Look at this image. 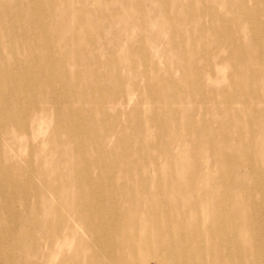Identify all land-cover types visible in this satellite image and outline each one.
Segmentation results:
<instances>
[{
  "label": "bare ground",
  "instance_id": "obj_1",
  "mask_svg": "<svg viewBox=\"0 0 264 264\" xmlns=\"http://www.w3.org/2000/svg\"><path fill=\"white\" fill-rule=\"evenodd\" d=\"M78 1L83 4L85 0ZM38 2L0 0V15L4 12L0 56L5 52L10 55L9 63L4 68L0 65V103L8 100L12 106L10 112L0 106V215L5 216L6 211L21 221L17 234L4 235L0 228V264H264V192L260 191L258 198L254 193L256 184L264 182V145L259 136L264 126V40L260 39H264V6L260 4L264 0H254L257 8L253 10L241 0H219L231 8L228 17L214 9L201 10L211 16L207 36L211 53L203 59L186 57V52H197L200 47L194 40L184 42L181 36L188 30L192 36L200 35L202 25L193 20L189 28L183 22L172 28L168 42L178 47L180 58L174 65L184 73L166 79L147 76L143 84L130 78L133 91L138 90L137 101L148 102L151 112L138 122L127 114L118 130L107 123L99 127V119L112 113L113 106L121 109L132 95L125 98L123 88L118 93L117 86H109V78L104 85L100 83L102 60L94 47L87 51H92L89 60L80 59L79 53L85 50L81 43L71 49L67 41L59 44L60 56L71 50L69 61L73 55L74 63L85 69L71 71L63 65L58 73L61 59H54L48 51L61 34L66 17L63 0H44L53 5L54 10L49 11ZM113 8L95 7L97 13L104 11L106 15ZM158 12L164 22L176 23L166 7ZM77 16L82 22L83 17ZM37 18H45V23L34 26ZM136 22L142 28L146 25L143 17ZM230 23L234 30L226 28ZM116 24L120 22L115 18L109 22L111 34L119 30ZM98 32L103 36L101 27ZM128 38L125 49L130 56L146 49L143 43L136 47L134 35L128 34ZM104 40L111 43L114 38L110 35ZM219 47L225 53H220ZM24 50L43 55L28 68ZM135 64L133 56L130 65ZM207 66L205 77L210 86L206 88L201 85L204 77L200 72ZM255 77L260 84H251L249 78ZM89 81L96 83L90 86ZM171 83L178 87L174 89ZM57 85L60 91H56ZM184 95L190 105L184 103ZM71 98L76 99V106L68 104ZM97 99L99 115L94 118V107L82 103ZM47 102L61 106L56 115L58 125L47 132V147L27 138L20 140L27 134L23 127L29 114L48 107ZM73 112L85 119L80 126L68 117ZM131 122L135 136L127 130ZM84 123L97 128L94 136L86 135ZM146 130L150 134L144 136ZM254 133L257 137H252ZM134 141H138L136 146L129 144ZM31 150L39 155L32 163ZM59 150L60 155L53 160L49 151ZM16 152L22 153L21 160ZM253 164H257V176L250 170ZM146 168L153 172L146 173ZM203 177L212 180L206 183ZM31 193L39 199L29 207ZM12 196L20 206L17 210L8 205ZM45 200L73 201L74 221L66 212L58 216L48 212L33 223L30 216L39 214L45 205L52 206ZM139 200L153 205L154 211L142 207ZM200 209H206L209 218L203 219ZM1 216L0 226L4 223ZM136 227L146 229L142 232ZM150 228H155L154 235ZM75 229H84L89 240ZM37 233L43 237L41 249ZM68 236L76 245L66 254ZM5 242L20 252L24 250L20 246L28 247L38 260L8 251Z\"/></svg>",
  "mask_w": 264,
  "mask_h": 264
},
{
  "label": "rangeland",
  "instance_id": "obj_2",
  "mask_svg": "<svg viewBox=\"0 0 264 264\" xmlns=\"http://www.w3.org/2000/svg\"><path fill=\"white\" fill-rule=\"evenodd\" d=\"M42 6V8L45 11L54 10L52 8L53 5L48 4L47 2L43 3L44 0H39ZM246 3V5H249L254 8H247L248 10H253L257 8V5L253 4L254 0H241ZM78 2V3H77ZM136 3V4H135ZM63 8H65L66 17H63V26L60 30V35L58 39L56 40L55 47L50 49L48 53L50 52L51 56L58 60L61 59V64H59L57 68V72L60 73L62 66L66 65L71 71H77V70H84L85 67L82 65H78L74 63L73 55L71 56V62L69 61V55L71 53V50L66 51L60 56V50L61 47L59 44L64 43L67 41L70 49L73 46H78V43L84 44L85 50L83 49L81 53H79V58L82 59L83 57L87 60H89L92 57V51L87 53L89 48L94 47L96 50V54L101 58L103 66L99 68L98 73V80L102 85H104V80L106 78H109L112 81V84L109 85L117 86L119 93L121 89L123 88V95L126 94L125 98L129 97V95H132L130 98V101L123 104L121 106V109H119V106H113L111 109L113 112L109 113L108 115L101 116L99 119V127L100 124H110L114 129L118 130L121 126H124L126 115L128 114V118L134 120L135 122H138L142 117L145 118L146 114L151 112L148 102H138L137 101V94L138 90L136 89L133 91V88L131 86L130 78L134 77L139 84L144 83V79L147 76H157L161 79L166 78H178L179 75L183 74V70H179L175 65L174 62H177L180 60L178 57L177 52H179L178 47H172L171 44L168 42V35L170 33V30L172 28H175V26H178V23H184L189 28L192 24V21H197L198 24L200 23L202 25L203 30L201 31L200 35L192 36L191 32L183 31L181 32V36L183 38L184 42H188L191 44V41L194 40L199 44L200 50L194 53L186 52V57L188 59L192 58H198L203 59L206 53H211V44L207 39V36L209 34V26L211 22V16L207 13L203 14L200 13L201 10L204 9H214L218 11L220 14L228 17L232 13L231 8L227 7L222 2H219V0H85L84 3H80L78 0H63ZM130 4L132 5V8H130ZM261 5L264 6V3L261 2ZM111 6L113 5L114 8L111 10L109 15H106L104 11L97 13L95 7L97 6ZM154 6V7H153ZM166 7L173 15L174 19L176 20L175 24H171L168 20L163 21V19L160 17V13L158 10L162 7ZM260 7V6H259ZM141 8L145 11L143 13L141 11ZM113 11V12H112ZM190 11H197L198 14L195 16H191L189 14ZM77 14L81 15L83 17L82 22L78 21L76 17ZM1 17H4V12H1ZM52 19H56L55 16H50ZM106 17L109 18V21H106ZM140 17H143L145 19V27H141L137 24L136 20ZM117 19L120 22L119 24H116V27L119 29L116 33L111 34V28L109 27V22L113 19ZM45 18H37L34 19V26H38L40 24L45 23ZM38 23V24H37ZM173 25L172 27H170ZM98 27H101L102 29V35H99ZM185 27V26H184ZM227 29L234 30L235 28L232 26V24H228ZM218 30H221V26L217 27ZM85 30L87 34L82 32ZM6 32V31H4ZM128 34H132L135 36L134 44L136 47L139 43H143L146 46V49L142 52L136 51L132 56L127 53L125 49L126 41L129 39ZM110 35L114 38V40L110 43V41L107 40V42L104 40V38H109ZM178 32L175 33V37H177ZM96 37H99L100 40L95 39ZM42 38V37H41ZM95 39V40H94ZM261 40H264L260 38ZM110 45H112V49L110 50ZM164 48L162 52L160 50ZM220 53H225L224 50H222L220 47L217 48ZM25 57H29V63L28 68L30 64L34 63L43 53L41 51H28L24 50L23 52ZM134 56L136 64L134 67L130 65V59ZM43 60V59H41ZM10 61V55L9 53L5 52L1 54L0 56V65L2 68L6 66ZM142 61L141 63H139ZM122 63H126V65H122ZM208 68L210 66L206 67V70H202L200 73L204 77V84H201L203 87H209L210 83L205 77V72L208 71ZM213 70H217L214 67ZM40 75V74H39ZM7 74H3L2 77H6ZM32 74L29 70V80H31ZM75 79V78H74ZM113 80L115 83H113ZM258 79L255 78H249V81H251L252 85L260 84V81H257ZM222 82H225L226 80L221 79ZM167 83L166 81H164ZM96 83V82H94ZM92 82H88L90 86H93ZM264 83V80H263ZM172 87L175 89V87H178L177 85L171 83ZM156 86V85H154ZM153 86V87H154ZM152 89L148 90V92H152ZM170 87L169 90L172 91L173 88ZM56 91H60L62 88L60 85L56 86ZM176 89H180L176 88ZM133 91V92H132ZM264 95V93H263ZM184 103L190 105V100L186 95L183 96ZM53 99V98H52ZM98 99L93 102H87L84 101L82 104L84 106H90V104L94 107L93 115L91 117H98ZM48 103V107L44 109H38L35 110L33 113L29 114L28 121L26 122V127H23V130H26L27 134L22 135L20 140L27 138L29 141L31 140L34 144L37 146H43L44 148L47 147V143L45 138L47 136V132L49 129L52 128L53 125L57 126L58 123H56V115L58 112H60V105H52L50 102ZM76 99L71 98L68 102L71 106H76ZM0 106H3L2 110L9 111L12 106L9 104L8 100H5L4 102L0 103ZM197 106L200 107V109L203 107L201 103H197ZM235 107H237V104H234ZM115 108V109H114ZM238 108V107H237ZM10 112V111H9ZM114 115H116L114 117ZM72 120L77 121V123L80 126V122L83 123L85 119L81 117L77 112H73L68 115ZM264 118V113L262 115ZM90 118V117H88ZM87 119V118H86ZM6 120V117L3 119V121ZM89 121L95 126L94 121L90 118ZM98 122V121H97ZM85 129L87 134L94 136L96 133L97 128L94 130L89 124H85ZM96 127V126H95ZM257 128V127H255ZM83 129V131L85 130ZM140 129V128H138ZM130 134L134 135V126L132 122L130 123V126L127 129ZM82 131V132H83ZM81 132V134H82ZM143 129H141L140 134L142 135ZM150 132L148 130L145 131L143 134L144 136L149 135ZM258 133H254L252 137H257ZM135 136V135H134ZM262 140V144L264 145V126H263V133L259 135ZM128 139V136L125 138V140ZM111 141V140H110ZM138 141L129 142L130 145H135ZM233 143V141H232ZM29 157L31 160V163L34 161L35 158H37L38 152L35 150H31L28 152ZM49 156H52V159L54 160L55 157H58L60 155V150L57 151H49ZM18 155V158L21 160L22 153L16 152ZM204 164H208V162H204ZM47 165V164H46ZM107 167V166H106ZM103 166L100 167L102 169ZM110 170H113V166H108ZM98 169V168H96ZM250 170L253 172L254 175H258L257 172V164H253ZM136 171V169H134ZM146 173L153 172L151 169L148 168L145 169ZM31 177V174L29 175ZM37 178V176H35ZM203 179L208 183L212 179L210 177H203ZM31 180V178H30ZM32 182L37 185L41 186V182L39 180H32ZM106 184V182H105ZM248 185V183H247ZM86 187H88V184H85ZM256 189L254 190L256 198L260 196V191L264 192V182L260 183L258 182L256 184ZM49 196L48 194H45V198ZM39 198L38 196L31 193L28 203V206L30 207V203H34ZM145 201V199H143ZM139 200V202H142L140 204L142 207L148 209L149 211H154V207L149 206L148 202H143ZM48 202H52V206H49ZM45 208L41 210V212L35 216H30V220L35 223L39 220H42L44 216L47 215L48 212H51L54 214V216H58L61 213L66 212L65 214L68 216L69 220L72 222L74 219V207L75 203L73 201H70L68 203H65L64 201L56 202L54 200H45ZM8 205L14 206L16 210L20 207L18 202L15 201V198L12 196L10 197V201L8 202ZM49 206V207H48ZM50 209V210H48ZM54 209V210H53ZM192 212L194 208H191ZM60 212V213H59ZM201 217L209 218L208 214H206V209H200ZM5 216H1L4 223L2 226H0L1 232L4 235H13L17 234L19 228H21V221L15 216V214H8L6 211H3ZM106 217H110V215H106ZM108 219V218H107ZM132 218L129 220V223H132ZM174 225V223H172ZM84 226H86L84 224ZM83 228V227H82ZM137 228V227H136ZM146 228H137V230H140L142 232L145 231ZM149 231L154 235L156 233L155 228H150ZM76 234L82 236L85 241L89 240L87 233L84 231V229L76 230ZM36 240L40 241L39 243H42V245L39 247L40 249L43 246V237L41 233H37ZM4 245L8 248V251L18 253L20 250H17L12 244L5 242ZM76 245V241L70 236L65 238V252L72 250V247ZM24 248V250H21L20 254L26 257H32L31 250L26 246H20ZM97 247V245L95 246ZM56 249V248H55ZM59 250V245L58 249ZM209 254V253H208ZM206 253V256H208ZM34 260H38L37 257H32ZM40 260V258H39ZM153 262V259L150 260Z\"/></svg>",
  "mask_w": 264,
  "mask_h": 264
}]
</instances>
